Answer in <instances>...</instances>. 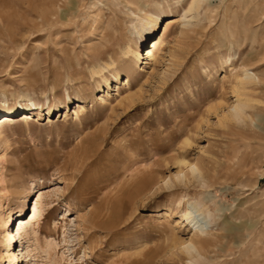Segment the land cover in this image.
<instances>
[{
    "label": "rangeland",
    "instance_id": "374dc122",
    "mask_svg": "<svg viewBox=\"0 0 264 264\" xmlns=\"http://www.w3.org/2000/svg\"><path fill=\"white\" fill-rule=\"evenodd\" d=\"M189 1L0 0V264H248L258 235L264 264V0H206L165 33ZM243 68L260 79L235 119Z\"/></svg>",
    "mask_w": 264,
    "mask_h": 264
},
{
    "label": "bare ground",
    "instance_id": "6f19581e",
    "mask_svg": "<svg viewBox=\"0 0 264 264\" xmlns=\"http://www.w3.org/2000/svg\"><path fill=\"white\" fill-rule=\"evenodd\" d=\"M204 2H207V1L206 0H190L187 3V7L183 9V11H182L181 14H178L177 16L171 18L172 20L169 23V25L167 26V28L165 30V33H166L168 27L170 26V24H172L174 22L180 28H184V29L186 27H188L189 25H191L192 22H193V20L195 18H197L199 9L201 8V6H203V4H205ZM159 18H160V16H156V18L152 19L151 22H149L148 28H147L146 33H145V37H149V36H151V35L154 34L153 32H154V30H156L155 28L157 26V23L159 21ZM163 35L160 36V38H159V40L157 42H155V41L152 42V44L145 49L146 52H145V56L143 57L145 59V60H143L144 63L145 62L147 63V60H153L154 61V60L157 59L156 56H157L158 50H160L161 47L163 46V44L165 43L164 42ZM141 55H142V53H141ZM136 59H140V54L138 56L135 54L133 56V58H131L130 60H132L134 62ZM126 60H129V58H127ZM126 72H127V75H129L131 73L129 70H127ZM116 78H117V75H116ZM259 79H260L259 76L256 75L255 73L254 74L249 73L247 68H243L242 71H241V73H236L234 75V83H233L234 87H233L232 92L234 93V96H235V102L230 105L229 111H228V116H231V117H233L235 119H237L239 117H242L241 114L244 112V106L247 105V100L248 99L242 98L241 95H240V93H239L240 92L239 90H242L240 88H244L245 85H247L248 83L255 82V80H259ZM124 100L131 101L132 100V96L129 95ZM46 107L48 109V105ZM10 115H11L10 110H8L6 113L2 114L0 116V124L2 122H4L3 120H5V119L6 120H10V118H11ZM6 123H8V121H6ZM6 123L4 122V125ZM2 127L3 126L1 125L0 128H2ZM179 162H181V160ZM182 162L185 163V160H182ZM187 167H188L190 173H194V172L196 173L198 171L197 168L194 165L188 164ZM145 176H142L140 179L146 183L147 180L145 179L146 178ZM176 176L177 177L178 176L179 177H183V173L179 172V175L177 173ZM166 180L164 181V183L166 182ZM135 181H136V179H135ZM130 185H131V182H130ZM147 186H148V184H147ZM142 187H143V185H142ZM26 196H27V193H25L23 195V197L21 198L22 204H23L24 200L26 199ZM43 196H44V191L43 190H40L39 191V194H38V199L36 201V206H35L36 208H37L38 205L42 206ZM21 209H22V206H21ZM252 211L254 213H257V212H259V209L253 208ZM181 219L182 220H185L188 223V225L193 230L194 235L197 236L200 239V241H203L204 240L203 238H201L202 235H209V232H208L209 231V224H210V222L212 220L211 219V215L209 214V212H206L204 209H201L195 202H193V201H186V203H185V209L181 213ZM17 220L20 221V224L18 225L17 232H16V234L18 235V238H19V237H21V234H22L23 229H24V222H23V219L20 216L18 217ZM255 221L256 220L251 221L252 223L250 222V224H248L247 229L252 228L253 222H255ZM236 228L237 227H231L228 233L232 232ZM13 237L14 236L12 234L10 235V232L7 234V238H6V241H7V244L6 245L7 246L10 245L11 240L13 239ZM260 240H261L260 239V236L258 235L254 239V241L252 242V244L250 245L252 254H251L250 258L248 259V264H263V262L261 261L262 258L261 259L259 258L260 257V254H259L258 251L260 250V248L257 246V243ZM48 245H49L48 247L50 248V249L48 248L49 250H53V251L55 250V246L56 245H55L54 242H49ZM184 246H186L187 248H191V249L194 247L193 246V243H190V242L185 243ZM48 254H49V257H50L51 256L50 253H48Z\"/></svg>",
    "mask_w": 264,
    "mask_h": 264
}]
</instances>
